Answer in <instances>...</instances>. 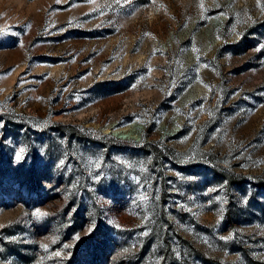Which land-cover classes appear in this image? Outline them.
I'll return each instance as SVG.
<instances>
[{
  "label": "rangeland",
  "instance_id": "1",
  "mask_svg": "<svg viewBox=\"0 0 264 264\" xmlns=\"http://www.w3.org/2000/svg\"><path fill=\"white\" fill-rule=\"evenodd\" d=\"M261 5L0 0V264H264Z\"/></svg>",
  "mask_w": 264,
  "mask_h": 264
},
{
  "label": "snow or ice",
  "instance_id": "2",
  "mask_svg": "<svg viewBox=\"0 0 264 264\" xmlns=\"http://www.w3.org/2000/svg\"><path fill=\"white\" fill-rule=\"evenodd\" d=\"M201 7H203V5L201 4ZM262 9H264V5H261ZM150 35V34H148ZM20 157L18 156L17 159H19Z\"/></svg>",
  "mask_w": 264,
  "mask_h": 264
},
{
  "label": "bare ground",
  "instance_id": "3",
  "mask_svg": "<svg viewBox=\"0 0 264 264\" xmlns=\"http://www.w3.org/2000/svg\"><path fill=\"white\" fill-rule=\"evenodd\" d=\"M218 18H215L214 21H216Z\"/></svg>",
  "mask_w": 264,
  "mask_h": 264
}]
</instances>
